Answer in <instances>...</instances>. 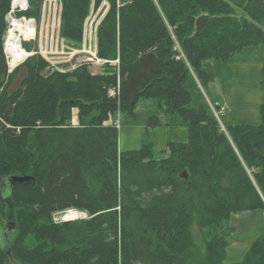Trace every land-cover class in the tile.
<instances>
[{
	"label": "trees",
	"instance_id": "obj_1",
	"mask_svg": "<svg viewBox=\"0 0 264 264\" xmlns=\"http://www.w3.org/2000/svg\"><path fill=\"white\" fill-rule=\"evenodd\" d=\"M27 1L15 17L38 25L45 0ZM11 2L0 0V220L14 235L0 264H226L233 216L264 214V102L258 126L223 132L201 97L190 106L186 84L192 74L203 87L213 81L202 61L264 46V0H59V36L74 48L90 11L108 5L96 28L101 74L52 70L35 41L22 42L36 53L8 73ZM140 100L176 115L188 143L168 144L160 160L151 144L120 151L103 124L118 111L133 117ZM12 175L32 179L10 185ZM69 208L91 218L53 223ZM247 252L235 264H264V233Z\"/></svg>",
	"mask_w": 264,
	"mask_h": 264
},
{
	"label": "rangeland",
	"instance_id": "obj_2",
	"mask_svg": "<svg viewBox=\"0 0 264 264\" xmlns=\"http://www.w3.org/2000/svg\"><path fill=\"white\" fill-rule=\"evenodd\" d=\"M107 8L108 5L103 3L96 12H90L84 23L83 41L79 48H72L59 36L61 11L59 0L43 2L40 22L38 25L33 22L36 28L35 39L40 54L54 70L71 72L79 67V64H86L92 74L101 73L103 62L97 59L95 44H90V39L94 37L95 29ZM16 9L19 8H13V11ZM9 18L8 16V27ZM202 67L213 76V81L203 87L196 75H191L193 84H186V89L193 98L190 106L195 107L194 103L199 97L205 103L208 101L214 103V100H217L224 104L226 109V114L222 117L224 125L258 126L261 123L260 105L264 102V85L260 82L264 76V46L247 48L241 54L235 55L229 63H218L211 59L202 61ZM74 116L76 117V113ZM151 117L158 118L161 124L164 119L168 124L158 126L153 120L150 121ZM179 121L176 115L166 114L160 109L157 100H140L134 117L121 114V123L118 127L119 150L122 152L138 150L143 144H151L154 159H163L168 155L166 147L171 136L166 133L178 134L182 141L177 144L188 143V129L180 125ZM3 191L7 192L5 187ZM231 222L235 231L228 236L226 264L240 263L252 242L264 232L262 212H242L234 215ZM195 237L198 238L197 235ZM32 243L31 237L27 239L28 245ZM10 264L16 262L10 261Z\"/></svg>",
	"mask_w": 264,
	"mask_h": 264
},
{
	"label": "bare ground",
	"instance_id": "obj_3",
	"mask_svg": "<svg viewBox=\"0 0 264 264\" xmlns=\"http://www.w3.org/2000/svg\"><path fill=\"white\" fill-rule=\"evenodd\" d=\"M25 4V1H19V5L24 6ZM15 5L17 4L15 3ZM34 35L35 30L32 21H28L27 19H10L9 31L6 35L5 52L11 59V67L16 66L26 58V53L20 46V40L33 39Z\"/></svg>",
	"mask_w": 264,
	"mask_h": 264
},
{
	"label": "flooded vegetation",
	"instance_id": "obj_4",
	"mask_svg": "<svg viewBox=\"0 0 264 264\" xmlns=\"http://www.w3.org/2000/svg\"><path fill=\"white\" fill-rule=\"evenodd\" d=\"M7 191H9V189ZM11 222L12 221L10 220H5V221L0 220V242H1L0 246L5 247L6 241L9 238H13L14 226H12V224L14 223H11ZM2 241H4V243H2Z\"/></svg>",
	"mask_w": 264,
	"mask_h": 264
},
{
	"label": "crops",
	"instance_id": "obj_5",
	"mask_svg": "<svg viewBox=\"0 0 264 264\" xmlns=\"http://www.w3.org/2000/svg\"><path fill=\"white\" fill-rule=\"evenodd\" d=\"M235 57V56H234ZM211 97H213V93L211 92ZM197 99V98H196ZM200 99V98H199ZM199 99H197V101L199 100ZM214 103H220L221 105H223L221 102H219V101H217V100H214ZM224 106V105H223ZM137 107V106H136ZM161 109V108H160ZM136 110V109H135ZM154 122L156 123V125H165V126H167V124H168V122L166 121V120H162V124H161V121L158 119V118H155V120H154ZM179 124H181L180 123V121H179ZM166 134H168V136L169 135H171L170 136V140H168V142H167V145L169 144V143H175V144H177V143H181V138H180V136L178 135V134H176V133H174V132H168V133H166Z\"/></svg>",
	"mask_w": 264,
	"mask_h": 264
},
{
	"label": "built area",
	"instance_id": "obj_6",
	"mask_svg": "<svg viewBox=\"0 0 264 264\" xmlns=\"http://www.w3.org/2000/svg\"><path fill=\"white\" fill-rule=\"evenodd\" d=\"M15 1L17 2V5H19V1L20 0H15ZM22 1H25V0H22ZM18 8H19V10L26 9V4L24 6L21 5ZM117 92H119V90H117ZM109 96H115V90L110 91L109 92ZM71 214H72V212L69 211V212H66V213H64L62 215H60V214L54 215L53 216V221L54 222H62V221H66V220L72 219V215ZM75 216H76V214H75Z\"/></svg>",
	"mask_w": 264,
	"mask_h": 264
},
{
	"label": "water",
	"instance_id": "obj_7",
	"mask_svg": "<svg viewBox=\"0 0 264 264\" xmlns=\"http://www.w3.org/2000/svg\"><path fill=\"white\" fill-rule=\"evenodd\" d=\"M182 179H186L187 175L184 172L183 174H181L180 176ZM32 179L31 176H15L12 175L10 177H8L5 181L8 182L10 185H14V184H23V183H27ZM14 224H12L13 226Z\"/></svg>",
	"mask_w": 264,
	"mask_h": 264
},
{
	"label": "clouds",
	"instance_id": "obj_8",
	"mask_svg": "<svg viewBox=\"0 0 264 264\" xmlns=\"http://www.w3.org/2000/svg\"><path fill=\"white\" fill-rule=\"evenodd\" d=\"M11 193H10V191L9 192H6V193H4V195L5 196H8V195H10Z\"/></svg>",
	"mask_w": 264,
	"mask_h": 264
}]
</instances>
